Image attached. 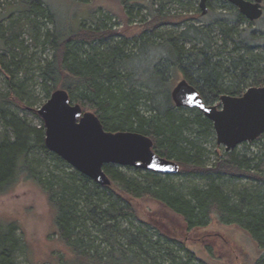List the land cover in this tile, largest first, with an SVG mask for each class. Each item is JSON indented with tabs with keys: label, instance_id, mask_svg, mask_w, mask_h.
<instances>
[{
	"label": "trees",
	"instance_id": "obj_1",
	"mask_svg": "<svg viewBox=\"0 0 264 264\" xmlns=\"http://www.w3.org/2000/svg\"><path fill=\"white\" fill-rule=\"evenodd\" d=\"M135 1L146 6L151 17L144 24V35L136 38L130 48L125 42L106 41L112 34L100 25L81 27L69 36L59 28L50 8L41 0L19 3L29 15L45 18L56 27L52 35L47 32L55 54L40 68L41 83L48 96L62 87L69 92L70 99L94 109L105 129L132 130L150 136L157 153L180 164L179 172L163 175L143 171L141 177H136L129 176L119 165L105 164L112 183L104 186L79 171L62 175L51 170V176L35 175L30 155L36 149L48 155L58 170L68 162L46 147L44 125L33 127L9 111L8 94L0 93V118L13 133L12 136L0 133V193L6 192L19 174L37 179L46 187L55 209V225L61 239L89 262L81 264H91L90 261L92 264H166L159 258L164 257L161 252L165 249L168 255H173L168 242L151 240L143 230L135 232L122 227L124 220L136 214L132 198L159 201L183 218L187 230L206 227L213 217L221 223L240 226L262 251L255 264H263L264 148L258 155L236 149L226 151L209 166L204 141L215 132L213 122L197 108L175 105L171 89H166L171 79L166 78L165 65L183 71L207 103L215 102L224 93L240 95L245 84L264 83V52L257 50L264 48V41H260L264 30L258 33L259 29L251 24L240 29L249 19L234 6L233 12L220 13L212 19L199 15L202 24L164 30L166 25L180 26L189 18L164 10L165 0H159V7L154 6V0H120L126 8ZM215 25L223 37L222 45L231 44L230 54L236 52V58L220 52L219 40L211 29ZM160 27L164 29L156 32L155 38L147 34L148 30L156 31ZM15 59L13 54L5 65L11 75L19 69L20 62ZM16 80L8 79L15 94L24 85ZM143 107L148 108V115ZM179 177H198L204 183L179 184L176 181ZM239 178H249L261 185L227 189L226 183ZM90 222L100 229L101 236L91 234ZM20 229L15 220L0 219V264H19L16 254L26 250L17 234ZM94 248L96 252L92 251ZM188 251L191 257L201 259L193 249Z\"/></svg>",
	"mask_w": 264,
	"mask_h": 264
},
{
	"label": "rangeland",
	"instance_id": "obj_2",
	"mask_svg": "<svg viewBox=\"0 0 264 264\" xmlns=\"http://www.w3.org/2000/svg\"><path fill=\"white\" fill-rule=\"evenodd\" d=\"M41 1L50 8L51 14L58 21L59 28L65 31L67 35L71 36L81 27L94 28L100 25L102 29H110L109 32L112 34L106 41L125 42L129 48L133 47L136 38H141L144 35V27H146L144 24L151 17L148 8L136 1L127 8L121 4L120 0ZM144 1L146 2V0ZM19 2L21 0H0V93L8 94L7 99L9 101L6 104L9 111L33 127L44 125L46 135L44 120L39 115L38 109L50 96L41 83L40 68L46 60L52 59L55 54V49L49 41L50 38L48 40L49 34L47 32L52 35L56 27L45 18L29 15L27 11L21 8ZM159 2V0H154V6L159 7ZM199 2L200 0L163 1L164 10L183 14L189 20L180 26L166 25L165 29L162 28L164 30H178V28H183L191 23L202 24L199 15L202 16L203 14ZM232 5L222 3L221 0H208V12L204 14V17L207 16V18L212 19L217 14L233 12L235 7L233 8ZM222 21L224 22V20ZM249 24L252 28L257 27L258 33H261L264 30V15L259 20L243 22L240 29L247 28ZM162 28H157L156 31L148 30L147 34H152L155 38L156 32H160ZM211 29H214L216 39L219 40L220 52H223L224 56L236 58V52L230 54L231 44L222 45L223 37L221 38L219 34L218 26H212ZM260 41H264V38H260ZM88 49L92 51L90 47ZM259 49L264 52V48H257V50ZM13 54L16 56V62L19 61L20 65L15 74L11 75L6 71L5 65L13 58ZM216 58L219 59L220 57ZM165 66H167L165 67L167 68L166 78L171 79V82L168 81L166 89L168 91L171 89L172 92L178 81L187 77L183 71L175 70L172 65L167 64ZM12 68L16 70L15 67ZM10 78H17L16 81L24 83L21 92L17 93L18 95L8 84ZM251 85L254 84L251 82L245 84L243 93ZM70 100L74 104H80L74 98ZM220 103L221 100L218 99L212 104ZM81 106L84 112H95L94 109ZM142 110L145 111V114H149L148 108L143 107ZM11 131L0 118V133H8L9 136H12ZM261 136L252 142L241 143L235 149L238 152L258 155L264 148V134ZM204 145L208 150L205 159L209 166L213 165L218 157L226 152L225 145L217 143L215 132L204 141ZM30 161L35 175L51 176V170H54L55 174L62 175H65L64 173L77 174L78 172L70 164L64 166L62 170L54 168L53 160L38 149L30 155ZM120 167L129 176L141 177L140 173L145 171L131 166H129L131 168ZM176 181L179 184H189L192 181L204 183L198 177H179L176 178ZM260 183L249 178H239L226 183V186L228 189L255 186ZM130 200L136 214L124 220L122 227H129L135 232L143 230L145 236L151 240H160L162 243L168 242V246L173 248V255H168L164 249L161 252L164 257H159L166 264H255L262 253L256 241L238 225L224 224L213 217L206 227L187 230L183 218L168 210L159 201L150 198H132ZM55 217V209L50 203L46 187L33 176L27 177L26 174H19L9 189L0 193V219L15 220L21 228L17 234L20 235L26 245V250L16 254L19 264L89 263L86 258H80L73 251L71 245H67L61 239L55 225ZM150 224L155 227L149 226ZM90 225L92 226L91 222ZM91 234L93 236L102 235L100 229L93 226ZM144 238L147 239V237ZM86 241L89 244L92 243L91 240ZM188 248L193 249L201 259L191 257ZM95 250L94 248L92 251L96 252ZM90 263L94 262L90 261Z\"/></svg>",
	"mask_w": 264,
	"mask_h": 264
},
{
	"label": "water",
	"instance_id": "obj_3",
	"mask_svg": "<svg viewBox=\"0 0 264 264\" xmlns=\"http://www.w3.org/2000/svg\"><path fill=\"white\" fill-rule=\"evenodd\" d=\"M238 7L250 21L262 17L264 0H224ZM208 0H200L202 14L208 12ZM177 107L197 108L213 122L217 143L226 151L264 134V85L251 86L242 95L222 94L220 104L207 103L198 88L187 78L172 89ZM45 124L46 147L79 172L100 185L112 180L105 164L141 168L158 174H176L180 164L154 150L153 139L132 130L111 131L93 111H83L70 100L66 89L58 88L38 109Z\"/></svg>",
	"mask_w": 264,
	"mask_h": 264
},
{
	"label": "flooded vegetation",
	"instance_id": "obj_4",
	"mask_svg": "<svg viewBox=\"0 0 264 264\" xmlns=\"http://www.w3.org/2000/svg\"><path fill=\"white\" fill-rule=\"evenodd\" d=\"M227 2V4H229V5H232L230 2H228V1H226ZM264 2V1H263ZM262 5L264 6V4L262 3ZM232 6H234L238 11H239V9H238V7L237 6H235V5H232ZM264 8V7H263ZM240 12V11H239ZM241 13V12H240ZM263 15H264V13H263ZM263 15H262V17H263ZM260 19V18H259ZM259 19H257V20H259ZM181 79H183V78H181ZM179 82V81H178ZM264 85V84H263ZM263 85H251V86H263ZM250 86V87H251ZM249 88V87H248ZM247 88V89H248ZM201 94V93H200ZM224 94H229V93H224ZM243 94V93H242ZM242 94H240V95H242ZM222 95V94H221ZM220 95V96H221ZM231 95H233V94H231ZM240 95H238V96H240ZM220 96H219V99H220ZM210 104H212V103H210Z\"/></svg>",
	"mask_w": 264,
	"mask_h": 264
},
{
	"label": "bare ground",
	"instance_id": "obj_5",
	"mask_svg": "<svg viewBox=\"0 0 264 264\" xmlns=\"http://www.w3.org/2000/svg\"><path fill=\"white\" fill-rule=\"evenodd\" d=\"M247 90V89H246ZM200 111V110H199ZM201 112V111H200ZM202 113V112H201ZM203 114V113H202Z\"/></svg>",
	"mask_w": 264,
	"mask_h": 264
}]
</instances>
